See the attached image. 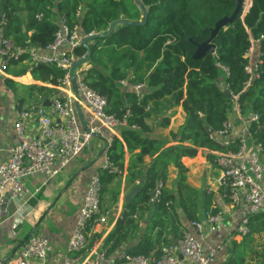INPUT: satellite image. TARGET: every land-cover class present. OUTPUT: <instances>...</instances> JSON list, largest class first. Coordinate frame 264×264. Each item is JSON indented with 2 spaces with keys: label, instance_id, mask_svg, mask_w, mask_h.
I'll return each mask as SVG.
<instances>
[{
  "label": "trees",
  "instance_id": "16d2710c",
  "mask_svg": "<svg viewBox=\"0 0 264 264\" xmlns=\"http://www.w3.org/2000/svg\"><path fill=\"white\" fill-rule=\"evenodd\" d=\"M141 1L148 14L145 23L133 25L119 21L109 36L89 42L92 57L86 74L87 83L107 96L106 110L109 114L123 119L129 111L127 123L118 127L120 135H115L106 148L108 157L119 171L103 169V191L108 183L121 176L127 152L140 149L139 160L143 156L155 157L145 168L134 164L128 167L130 172L126 182L138 180L140 189L134 200L126 203L122 217L106 239L104 248L108 257L118 253L137 228L140 215L145 210L153 208L155 211L149 226L151 230L156 227L163 229L170 221H179L174 203L176 195L166 185L168 168L172 164L183 170L178 180L179 204L186 208L190 205L188 214L191 219L196 218L197 205L188 204L183 198L184 193H193L194 190L186 183L182 157L195 156L200 147L224 149L211 136L235 114L233 95L238 96L237 103L244 118L258 115L257 120H251L250 129L253 138L264 145V0H252L243 19L241 12L233 23L216 34L213 40L217 45L216 52H209L199 59L193 58L197 49L195 42L205 41L220 18L232 15L237 0ZM79 6L83 7L81 17L76 16ZM248 6L249 2L246 3L247 9ZM1 12L7 18L6 36L28 49H41L53 40L56 21L62 14L66 15L71 25L80 24L81 34L91 31L104 33L116 20L139 21L143 18V11L135 0H0ZM22 12L26 13V17L22 16ZM40 13L43 17L38 18ZM251 36L258 40L254 58L260 60V76L248 84V59L245 54L252 45ZM76 53L81 56L87 53V49L82 45ZM28 58L27 50L19 60L9 64ZM218 63L228 67L229 75ZM64 73L63 69L45 64L32 69L35 79L54 85L59 84L58 79ZM130 75H134V81H146L142 98L133 89L120 84L119 80ZM179 105L186 119L178 131L172 132V136L180 144L163 149L165 142L158 137L156 128L149 121L154 118L158 125L167 126L168 110ZM184 142H189L191 146L184 145ZM159 180H163L164 186L159 201L153 202L152 193ZM135 213L139 214L138 217L134 216ZM250 227L248 239L264 230V212L250 216ZM171 242L166 236L163 238V230H159L156 238L145 236L126 251L132 255L159 257L162 246ZM236 246L238 243L235 242ZM243 263L244 257L233 248L229 259L222 264Z\"/></svg>",
  "mask_w": 264,
  "mask_h": 264
},
{
  "label": "built area",
  "instance_id": "2783aa9c",
  "mask_svg": "<svg viewBox=\"0 0 264 264\" xmlns=\"http://www.w3.org/2000/svg\"><path fill=\"white\" fill-rule=\"evenodd\" d=\"M136 1V0H135ZM83 7L79 6L76 12L81 17ZM43 14H38V18ZM7 18L0 13V59L3 68L13 60H19L24 52L29 51L32 67L45 64L65 70L63 77L59 78L57 85L64 95L52 100L55 113L61 122L55 120L47 113L43 105L33 108L38 115L40 136L36 139L26 138V120L31 116L29 109L17 110L15 128L20 141L9 149V156L0 162V224L3 220V204L6 199L16 200L24 190L26 179L36 174L48 177L58 175L76 156L89 147L95 135L106 139L108 148L113 137H107L105 130L118 129L127 123V111L123 119H119L107 112L108 98L93 89L86 81L89 62L79 65L75 69L77 90L76 96L70 67L72 64L87 55H78L76 50L82 46L83 38L97 32L80 33V24L71 25L62 14L56 21V31L53 40L43 48L23 47L15 44L5 34ZM264 37V36H262ZM258 40L251 36V47L245 54L248 59L246 71L249 73L248 84L252 79L260 76L259 61L255 60V44ZM229 75V69L218 63ZM130 75L119 80L120 84L133 89L139 98H142L147 87L146 81H134ZM238 113V96L233 95ZM76 102L85 103L89 109L88 130L83 128L78 115ZM239 121L240 130L235 122L228 118L223 126L211 138L216 140L223 150L216 151L215 162L220 168L217 184L228 187V197L235 208H243L245 215L238 224L237 233L247 236L250 229V216L264 208V145L257 142L251 133V120H257L258 115L244 118L241 113ZM103 169L111 172L119 171L118 167L105 154ZM163 180H159L152 197L153 202L159 201ZM103 182L101 173L93 174L89 181L83 203L80 207L75 229L66 245L72 257H66L68 264H106L109 257L100 241L92 236V224L102 213ZM126 208H124L125 210ZM123 210V211H124ZM138 213L134 216L138 217ZM223 220V211L208 210L203 219L191 221L200 238L194 236L189 230H184L182 236L175 243L164 244L159 257L155 255H132L127 251L118 254L120 259L132 264H212L222 245L210 247L205 251L201 239L217 229ZM51 240L44 235H32L24 243L21 251L9 260L0 258V264H45L51 250Z\"/></svg>",
  "mask_w": 264,
  "mask_h": 264
},
{
  "label": "crops",
  "instance_id": "0c3cea01",
  "mask_svg": "<svg viewBox=\"0 0 264 264\" xmlns=\"http://www.w3.org/2000/svg\"><path fill=\"white\" fill-rule=\"evenodd\" d=\"M249 6L252 4V0ZM26 17V13H21ZM25 29V27H24ZM32 32H29L31 35ZM36 49V47H31ZM32 65L30 60L6 65L3 68L0 59V162L9 156V149L20 141L17 134L15 123L17 120L16 111L29 109L31 116L26 120V138L36 139L40 136V124L38 115L33 111L34 107L43 105L47 113L60 123V117L55 113L53 105L49 100L64 95L63 90L57 85L35 79L32 75ZM10 81V83L8 82ZM78 118L84 128V123L89 126V109L85 103H78ZM77 105V102H76ZM80 110V111H79ZM235 107V114L230 117L236 128L240 130L242 124ZM168 125L161 126L157 120L152 118L149 121L151 126L156 128V134L163 139L164 148L180 144L172 136V132L184 124L186 114L181 105L168 110ZM107 137L119 136L118 129L105 130ZM184 145L191 146L189 142ZM106 139L100 135H95L89 147L84 149L78 156L55 177H48L36 174L26 179L25 187L19 198L16 200L4 201L3 220L0 224V258L9 260L18 254L23 248V241L32 232V235H44L51 240V250L45 264H68L66 257H72L68 253L66 245L71 237L77 222L78 213L84 200L90 177L103 172L106 154ZM223 149H210L200 147L195 156H183L182 163L186 169V183L193 193H184L183 198L188 204L195 203L197 209L196 218L191 219L188 211L190 205L183 207L179 204L178 180L183 170L170 165L166 185L176 195L175 206L177 208L179 221H170L163 229L156 227L151 230L150 223L155 214L153 208H149L140 215L138 226L118 253L109 257L106 264H132L118 257L121 251L132 248L138 244L145 236L152 235L156 238L159 230H163V238L166 236L175 243L182 236L184 230H189L194 236L200 238L197 229L191 225L192 220L203 219L208 210L223 211V220L217 229L210 232L204 239H201L205 251L210 247L222 245L212 264H222L227 261L235 248L244 257V263L249 261L263 264L264 246L262 248L261 238H264V230L259 234H253L249 239L247 236H240L237 233L238 224L245 215L243 208H235L228 197V187L217 184L220 176V168L215 162L216 151ZM141 150L135 149L127 152L124 161V169L120 171L121 176L116 177L106 185L102 194V213L92 224V236L100 241V246L104 247L108 235L114 230L118 220L122 217L123 210L126 208L125 197L135 188H140L139 181L134 183L126 182L131 164L140 168L149 166L155 157L143 156ZM183 213H179V209ZM264 212V211H260ZM178 227V228H177ZM251 229V227H250ZM238 246L234 247V244ZM159 244V239H157ZM163 245V244H162Z\"/></svg>",
  "mask_w": 264,
  "mask_h": 264
},
{
  "label": "water",
  "instance_id": "95a60500",
  "mask_svg": "<svg viewBox=\"0 0 264 264\" xmlns=\"http://www.w3.org/2000/svg\"><path fill=\"white\" fill-rule=\"evenodd\" d=\"M136 1L138 2L140 8L143 11V18H142V20H139V21H132V20H127V19L116 20V21L111 22L110 27H109V29L106 32H104V33H94V34H91V35H87V36H85L83 38L82 45L84 47H86V49H87V55L85 57H83V58H80V59L76 60L72 64V66L70 67V75L72 77V82H73V85H74V89H75L77 98H79V94H78V90H77V82H76V77H75V69L79 65H81V64H83L85 62H90L91 57H92V48L90 47L89 42L91 40L95 39V38H99V37H102V36L103 37L109 36L113 32V30L115 28V25L119 21H124V22H126L128 24H133V25L143 24V23L146 22L147 17H148L147 9H146V7L144 6V4L142 3L141 0H136ZM249 8L248 9L246 8V0H237V6H236L234 12L232 13V15H230V16H227L226 15V16L220 18L215 23L214 27H212L210 29L211 30L210 31V36L205 41H203L201 43L195 42L196 43V46H197V49H196L195 53L193 54V58L199 59V58L203 57L205 54H207L209 52L215 53L216 52V49H217V45L214 43L213 40H214L216 34L219 32V30H221L223 27H226L229 24L233 23L241 12H242L241 18L243 19L244 15L249 10ZM189 40L193 41L192 39H189ZM229 95H230V93H229ZM78 103L79 102H77V107H78V109H80V106H79ZM49 104L51 105L52 104V101L49 100ZM253 115L254 114H251L250 115V118H252ZM84 128L86 130L89 129L88 126L85 123H84ZM143 179H144V176L142 177L141 182L143 181ZM139 189H140L139 187L138 188H135L130 193H128L126 195V197H125L126 202L131 203L134 200V198H135L137 192L139 191ZM152 195H154V192L152 193ZM260 211H264V208H262ZM179 213L180 214L183 213V211H182L181 208L179 209ZM31 234H32V232L29 234V236L26 239H24L23 244L27 241V239L31 236Z\"/></svg>",
  "mask_w": 264,
  "mask_h": 264
},
{
  "label": "rangeland",
  "instance_id": "374dc122",
  "mask_svg": "<svg viewBox=\"0 0 264 264\" xmlns=\"http://www.w3.org/2000/svg\"><path fill=\"white\" fill-rule=\"evenodd\" d=\"M247 1H249V0H247ZM260 241L262 243V245H261L260 248H262L264 246V238H261ZM248 264H258V262H254V261L251 262V261H249Z\"/></svg>",
  "mask_w": 264,
  "mask_h": 264
}]
</instances>
